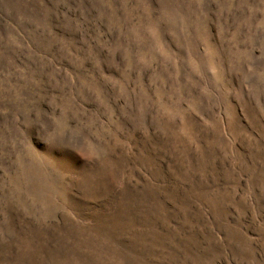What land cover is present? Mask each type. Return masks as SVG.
<instances>
[{
    "label": "rangeland",
    "instance_id": "1",
    "mask_svg": "<svg viewBox=\"0 0 264 264\" xmlns=\"http://www.w3.org/2000/svg\"><path fill=\"white\" fill-rule=\"evenodd\" d=\"M0 264H264V0H0Z\"/></svg>",
    "mask_w": 264,
    "mask_h": 264
}]
</instances>
